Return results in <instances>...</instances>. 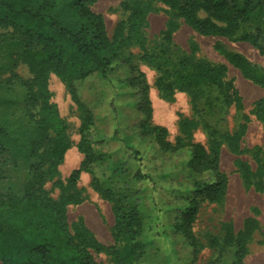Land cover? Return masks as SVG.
<instances>
[{
	"label": "rangeland",
	"instance_id": "rangeland-1",
	"mask_svg": "<svg viewBox=\"0 0 264 264\" xmlns=\"http://www.w3.org/2000/svg\"><path fill=\"white\" fill-rule=\"evenodd\" d=\"M90 8L102 16L109 41L131 54L145 74L151 125L165 128L173 144L198 143L209 153L218 152L228 179L222 200L200 205L192 229L194 260L192 249L171 228L172 213L187 197L192 178H201L188 168L189 146L166 154L149 141L140 143L137 97L123 85L130 75L126 66L116 65L107 80L93 75L79 84L97 118L93 133L104 151L112 153L111 160L127 159L130 171L141 168L157 182V188L136 184L144 190L148 215L147 255L140 264H264V120L258 110L264 86L246 78L232 62L242 57L264 75V54L250 41L201 36L160 0H94ZM206 18L198 13L199 20ZM32 28L24 20L0 25V196L4 201L8 196L21 199L30 184L32 190L42 188L62 205L74 235L86 232L102 247L114 248L113 204L93 188L90 172L82 171L75 183L70 180L85 161L82 111L70 80L48 63ZM184 61L198 70L215 69L218 78L212 83L189 77L190 85L178 86ZM60 134L68 149L59 162L55 146ZM126 140L142 152L141 161L124 148ZM89 250L97 264H117L110 253Z\"/></svg>",
	"mask_w": 264,
	"mask_h": 264
},
{
	"label": "trees",
	"instance_id": "trees-1",
	"mask_svg": "<svg viewBox=\"0 0 264 264\" xmlns=\"http://www.w3.org/2000/svg\"><path fill=\"white\" fill-rule=\"evenodd\" d=\"M93 1L0 0V25L16 26L21 20L32 23V32L42 42L48 63L57 74L70 80L71 94L83 114L80 149L85 154L83 167L76 170L70 180L75 183L82 171L90 172L93 188L113 204L116 247L104 248L86 232L74 235L62 205L50 199L42 188L32 190L30 184L21 199L8 196L4 201L0 196L1 264H97L90 247L110 253L117 264H140L146 257L148 215L144 190L138 189L136 184L148 183L157 188V182L141 168L130 171L131 166L124 164L127 159L117 164L111 160L112 153L104 151L93 133L97 118L78 87L93 75L107 80L116 65L126 66L130 73L123 85L133 90L137 97L136 109L141 115L137 123L140 143L149 141L158 152L166 154L180 152L189 146L188 168L193 176L201 178H192L187 197L172 213L175 222L171 228L175 236L184 239L192 249L194 260L197 243L192 229L200 205L205 201L217 203L226 194L228 179L221 171L218 152L209 153L198 143L186 145L178 140L173 144L168 141L165 128L151 125L153 109L146 76L134 64L131 54H124L121 46L109 41L102 16L90 8ZM160 1L178 10L201 36L220 35L250 41L264 54L261 43L264 41V0ZM200 11L206 14V19H198ZM248 28L253 32H242ZM232 62L246 78L264 86V75L253 70L242 57L235 56ZM183 65L185 72L179 78L178 86L190 85L189 77L212 83L218 78L215 69L198 70L186 61ZM225 104L229 101L225 100ZM258 110L264 120V100L258 103ZM123 146L135 160H142V152L135 150L132 142L126 140ZM67 149V142L60 134L55 146L59 162ZM105 166H109L107 172L101 170Z\"/></svg>",
	"mask_w": 264,
	"mask_h": 264
}]
</instances>
